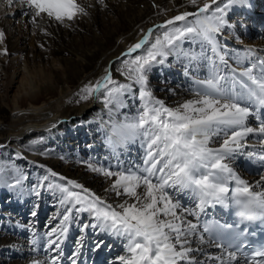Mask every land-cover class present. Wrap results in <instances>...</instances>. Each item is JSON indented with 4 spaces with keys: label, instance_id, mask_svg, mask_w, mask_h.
<instances>
[{
    "label": "snow or ice",
    "instance_id": "snow-or-ice-1",
    "mask_svg": "<svg viewBox=\"0 0 264 264\" xmlns=\"http://www.w3.org/2000/svg\"><path fill=\"white\" fill-rule=\"evenodd\" d=\"M20 2L29 9L23 15L29 16L32 24H37L42 16L64 25L65 21L88 15L77 0ZM221 2L223 7L218 0H210V3L203 0L202 6L200 0H188L197 10L184 11L157 25L162 31L155 35L153 42L150 37L154 29H148L124 54L131 57L142 50L131 60L122 62L121 75L130 83H117L108 70L94 84L80 90L81 100L100 98L102 93L106 105L117 107L122 106V97L126 94L138 98L137 114L123 121H112L105 138L113 149L139 139L146 144V156L138 168L112 171L90 165L94 172L115 177L106 191L127 198L116 204L48 169L47 175L33 187L45 186L58 191L62 211L54 217L57 223L43 236L33 232L31 250L37 252L43 247L45 253L54 255L47 256L45 261L34 258L32 264H60L62 245L70 227L84 213L90 220L79 225L81 232L92 228L121 240L126 254L118 258L119 264H206L194 255L203 251L193 247L194 240L199 245L207 243L221 249L220 256L209 257L215 264H237V261L264 264V243L256 246L247 241L245 235V222H264V191H255L232 166L250 137H258L259 143L264 145V59L253 56L252 49L243 54L234 53L218 39V34L228 24L227 10L237 4L248 6L249 0ZM4 38L5 33L0 31V43ZM188 39L201 43L202 58L208 61V74L195 81L192 99L175 107L167 106L154 96L148 76L155 65L164 64L173 53L179 56L180 45ZM134 85L139 86L138 94ZM250 118L257 122L254 126ZM217 143L218 146H213ZM243 154L253 156L251 152ZM258 158L264 161V154ZM50 177L66 183H58ZM23 179L18 172L14 183L8 186L22 185ZM0 183H7L3 170H0ZM180 194L189 196L192 205H185L179 199ZM217 206L234 210L236 222L204 219L211 215L208 209ZM31 215L36 216V212ZM82 247L81 238L71 258L72 264H77ZM241 256L243 260L239 259Z\"/></svg>",
    "mask_w": 264,
    "mask_h": 264
},
{
    "label": "bare ground",
    "instance_id": "bare-ground-1",
    "mask_svg": "<svg viewBox=\"0 0 264 264\" xmlns=\"http://www.w3.org/2000/svg\"><path fill=\"white\" fill-rule=\"evenodd\" d=\"M150 1L154 2V7L146 0H143L142 8L133 5L131 1L127 4L123 1L121 11L117 12V9L109 6L108 9L96 8L99 2L94 0L96 4L91 11L92 18L89 15L79 16V21H65L64 25L48 23L46 18H38L37 24H32L30 20L28 24L27 21L20 20L16 25L15 36L11 32L5 34L3 43H0V82L5 85L3 92L0 89V170H3L7 183H0V216L18 208L12 205L13 202L21 206V220L27 221L24 226L21 222L10 220L0 222V264H32L34 258L45 261L47 256L54 255L45 253L43 247L33 252L30 244L33 232L43 236L56 224L57 221L54 223L53 219L62 211L58 203V191L45 186L33 187L47 175L48 169L67 180L78 182L109 203L116 204L127 199L118 197L115 192L106 191L115 177L108 178L94 172L90 165L112 171L143 165L147 148L141 140L129 141L113 149L105 138L106 129L112 121H123L126 117L137 114L140 101L126 94L122 97V106L117 107L115 104L106 105L102 93L100 98L88 100H81L79 94L85 85L94 84L108 70L118 83H130L121 75L122 62L131 60L142 50L130 57L124 55L128 49L138 43L148 29H154V34L150 37L153 42L155 35L162 31L156 28L157 25L184 11L197 10L188 0ZM202 3L203 0H200V6ZM218 3L223 7L221 0ZM262 6L264 7V0H249L248 6L237 4L229 8L226 15L228 24L220 33L224 36L220 37L219 34L218 39L234 53L243 54L247 49H252L253 56L264 59V32L252 45L243 37L242 31L245 29L241 27L240 31V27H237L241 21L236 24V18L229 19L235 15L238 17L239 13L264 14V10L260 9ZM211 7L215 8L216 5ZM20 8L22 15L29 11L26 5H20ZM129 12L131 16L127 19ZM24 16L25 19H30L29 16ZM262 20L264 25V17ZM29 26L34 29V36L28 38L23 31L19 38L20 31H27ZM5 28L6 25L0 23V31L5 33ZM87 37L93 43L90 47L85 44ZM233 41L235 46H229L228 43ZM5 50L6 55L3 54ZM179 51V56L173 53L164 64L155 65L148 76V80H152L149 85L154 96L171 107L192 99L191 89L195 81L208 74V61L202 58V45L197 39L185 40ZM138 89L139 86L134 85L137 94ZM250 122L254 126V118H250ZM256 138L250 137L243 150V153L251 152L253 156L240 153L233 160L232 166L255 191H264V172L257 176H251V173L241 175L247 172V164L256 167L259 164L258 156L264 152V145ZM213 146H218V143ZM80 160L86 162L81 164ZM18 172L24 177L22 185L9 187V184L14 183ZM50 180L66 183L59 181L57 177H50ZM258 182L261 185L259 187ZM37 191L39 195L36 194ZM8 193L13 196V201L2 202ZM33 198L36 199L39 211L36 216L31 215L35 211L32 208ZM179 199L187 206L192 205L187 195L180 194ZM49 207L55 208V215L48 218L41 229L38 224L41 223L43 212ZM89 220L87 213L81 214L80 220L70 227L62 245L60 264H72L71 258L81 238L83 247L77 264H86L89 262L87 260H90V264H96L101 258H106L105 263L119 264L118 258L126 254L121 240L92 228L81 232L79 225ZM76 231L79 232L77 237ZM41 244H44L43 240ZM193 247L203 249L194 255L199 261H206V264L213 261L209 257L222 254L220 248L207 243L199 245L195 240Z\"/></svg>",
    "mask_w": 264,
    "mask_h": 264
},
{
    "label": "rangeland",
    "instance_id": "rangeland-1",
    "mask_svg": "<svg viewBox=\"0 0 264 264\" xmlns=\"http://www.w3.org/2000/svg\"><path fill=\"white\" fill-rule=\"evenodd\" d=\"M123 1L125 2V4H127L128 1H131L133 5H137L140 8L143 7V0H104L103 3H97V4L94 2V0H77V3L80 4L81 6L85 7L86 10H87V12H88L89 17L92 18L93 15H92V12L91 11H93L95 4H96V8L97 7H103L105 9H108L109 7H111V8H114V10L117 9L116 10L117 12L118 11L120 12L121 11L120 5H121V3H123ZM146 1L151 6L154 7V2L153 1H150V0H146ZM91 2H93L94 4L91 3ZM135 2H137V3H135ZM19 4L20 5H23L20 2V0H12V3H9V0H0V20H1L0 23L3 24V25H6V28L4 29L5 30V34H7V32H11L12 35L15 36L16 33H17V31H16V25H17V23H19L20 20H24L25 22L27 21L26 23L28 24V21L30 20L29 18H26L25 19V16L22 15V11H21V8H20V5ZM255 9H257V7H255L254 10ZM260 9L261 10H264V7L262 6V7H260ZM237 15H238V17L235 15L234 17L229 18V19L232 20L233 18H236V19H234V21L236 22V24H237L238 21H241V23L238 24L237 27H240L239 28L240 31H242L241 30V27L243 29H245V30L242 31L243 32V37H245L246 39H248V42H250V44L254 45L256 43V41L259 40L260 35L264 32V25L262 24L263 23V20L262 19L264 17V14L261 13V14H257V15H253V14L245 15V14H240L239 13ZM130 16L131 15H130V12H129L128 13V16H127V19H129ZM78 17L79 16H77L75 18V19H77V21H79V18ZM41 18H46L48 20V18L46 16H42ZM17 19H19V20H17ZM50 22H51V24H57L55 21H49L48 20V23H50ZM261 25H263V26H261ZM28 28L29 29H27V31H25V30H21L20 31L19 38H21V36H22L23 33L24 34L26 33L28 35V38L34 36V29H32V26L31 27L29 26ZM221 36H224V34L223 35L220 34V37ZM87 39H88V41L85 42V44L87 46H89V47L92 46L93 45L92 40L90 38H88V37H87ZM150 42H152V41L150 40ZM228 45L229 46L230 45L235 46V42L234 41L233 42H230V43H228ZM151 81L152 80H150L149 82H151ZM4 87H5V85L4 84L2 85V83L0 82V89H2L1 92L4 91ZM11 94L12 93H9V95H11ZM80 162H81V164H83L86 161L80 160ZM1 201L2 202H11V201H13V196H11L10 193H8L6 196L3 197V199ZM33 201H34V204H33L32 208H34L35 209L34 212H36V214H38L39 211L36 208V199L33 198ZM28 202H30V201H28ZM24 204L27 205L28 203L24 202ZM12 205L13 206H16L18 208H16V210L9 211L8 214H4V215L0 216V222L10 220V221H13V222H21L22 226H24V224L26 223L27 219L21 220V216L19 215L21 206H19L16 203H13V202H12ZM5 211H7V210H5ZM55 212H56V210H55L54 207L47 208L43 212V214L41 216L42 217L41 223L38 224L39 225L38 227L42 229L45 226V224H46L45 222H47V219L50 218V217H52V215H55ZM5 216H8V218H6ZM53 220H54V223L57 221L56 219H53ZM78 235H79V232L76 231L75 232V237H77ZM104 250H105V248H104ZM104 257H106V256H104ZM114 264H116V263H114ZM211 264H214V261H212Z\"/></svg>",
    "mask_w": 264,
    "mask_h": 264
}]
</instances>
